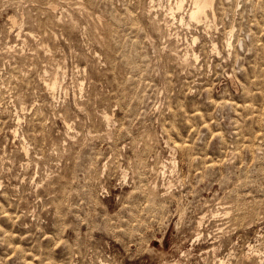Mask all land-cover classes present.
Masks as SVG:
<instances>
[{"label":"rangeland","instance_id":"374dc122","mask_svg":"<svg viewBox=\"0 0 264 264\" xmlns=\"http://www.w3.org/2000/svg\"><path fill=\"white\" fill-rule=\"evenodd\" d=\"M176 3L0 0V264H264V0Z\"/></svg>","mask_w":264,"mask_h":264},{"label":"bare ground","instance_id":"6f19581e","mask_svg":"<svg viewBox=\"0 0 264 264\" xmlns=\"http://www.w3.org/2000/svg\"><path fill=\"white\" fill-rule=\"evenodd\" d=\"M213 1L214 0H192V6L190 7V9L188 11L189 18L196 19V20H201L202 18H206L208 16V11L212 8ZM182 5H183V0H177L176 7L179 8V7H182ZM50 86H51V84H50ZM249 252H250V250H249ZM255 254L258 255V253H254L252 255H249V254L244 255L241 262H243L245 260L249 261V258H253V256H254V258H256ZM257 257L260 259L257 260L256 264H262L263 259H261L262 258L261 255H258ZM222 261L223 260H221V263H222ZM237 264H240V263H237Z\"/></svg>","mask_w":264,"mask_h":264}]
</instances>
